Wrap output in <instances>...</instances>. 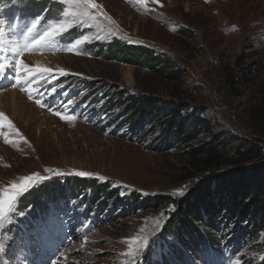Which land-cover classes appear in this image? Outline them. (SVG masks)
Masks as SVG:
<instances>
[{
    "label": "rangeland",
    "instance_id": "rangeland-1",
    "mask_svg": "<svg viewBox=\"0 0 264 264\" xmlns=\"http://www.w3.org/2000/svg\"><path fill=\"white\" fill-rule=\"evenodd\" d=\"M95 2L100 9L81 18L83 0H0V62L6 64L0 112L11 121L0 117V190L31 174L50 177L20 196L0 227V264H264V230L252 235L250 221L223 208L213 220L202 213L193 221L204 231L195 247L168 227L176 210L171 200L202 182L230 172L264 175V128L256 120L264 111V0ZM62 22L73 27L33 45ZM113 41L164 54L177 79L99 51ZM32 56H45L47 65ZM17 58L32 70L19 84ZM60 68L68 74L59 75ZM115 94L189 103L203 131L194 141L158 149L162 120L139 135L141 127L125 115L131 101L105 107ZM206 142L223 155L218 166L190 153ZM245 147L259 155L239 161L234 153ZM57 170L64 174L54 175ZM71 178L88 186L74 189ZM145 238L140 253L125 255Z\"/></svg>",
    "mask_w": 264,
    "mask_h": 264
},
{
    "label": "trees",
    "instance_id": "trees-1",
    "mask_svg": "<svg viewBox=\"0 0 264 264\" xmlns=\"http://www.w3.org/2000/svg\"><path fill=\"white\" fill-rule=\"evenodd\" d=\"M98 49L112 58L145 66L156 73H166V77L170 80H176L178 77V73L173 68V62L170 59L164 54L156 53L144 46L120 44L113 41L106 46L99 45ZM124 95L126 94L112 95L108 98L105 107L111 108L114 105H122L124 101H131V105L125 108V115H127L128 124H132L137 129L141 127L139 135L147 133L148 126L153 122L162 120L161 134L158 139L159 144L156 146L158 149L194 141L203 131L202 126L204 127V125L198 122L194 114H189L191 108L189 103L180 101L163 102L160 98L147 96L136 99ZM128 112H131V114ZM256 120L264 128V111L261 116L258 114ZM190 153L198 158L199 163L208 167L218 166L223 160V155L218 153L214 145L207 142L191 149ZM234 155L239 161H245L257 157L259 153L257 150L246 149L245 147V149L234 153ZM259 177L253 174L235 175L230 172L227 175L219 174L191 188L185 197L171 200L176 210L171 216L172 226L169 224V229L175 230L178 237L181 233L182 238L180 239L188 247H195L196 243L194 241L199 244L202 241L201 237L204 231L200 232L193 225V221H201L202 213H206V221L213 220L221 213L220 208H223L239 221L242 219L250 221L252 235L264 230V175L260 177L262 178L261 181ZM88 183V180L83 178H71V184L75 185L74 189L80 188V185L88 186ZM92 183V189L95 190L97 186L94 182ZM48 184H51V182H46L39 188L46 187ZM39 188L37 191L40 190ZM100 189L102 188L99 187ZM154 201H158V199L155 197ZM206 221L205 223H207ZM205 234L207 235V233ZM207 239L213 241L211 236H207Z\"/></svg>",
    "mask_w": 264,
    "mask_h": 264
},
{
    "label": "snow or ice",
    "instance_id": "snow-or-ice-1",
    "mask_svg": "<svg viewBox=\"0 0 264 264\" xmlns=\"http://www.w3.org/2000/svg\"><path fill=\"white\" fill-rule=\"evenodd\" d=\"M83 5L85 7V11L80 14L81 18H87L89 16L88 9L92 10H99L100 5L95 2V0H83ZM101 14H103L101 12ZM36 27L35 24L32 25V28H29L28 31L31 32ZM73 27L72 23H59L54 24L53 26L49 27L46 31L43 32L42 35L38 37V39L33 41L34 46H39L45 43H50L52 40H54L56 37L61 36L65 32H67L69 29ZM86 40H88V37H83L81 39L75 40L73 44H71L68 48V51H75L77 47L81 44H83ZM0 51H3L2 48H0ZM15 51V49H14ZM16 66V83H21V77L22 73L27 72L29 75L32 74V70L24 63L22 59L17 58L15 61ZM6 67V64L3 62H0V70H3ZM43 72H52V69L44 68L42 69ZM59 75H67L68 73L65 71V69L60 68L55 70ZM15 87V85H13ZM55 91V90H53ZM31 97V94L29 96ZM37 104H41L42 102L40 100L36 101ZM72 101H68V104H71ZM57 115L60 116L61 119L69 120L74 119L72 116H66L61 114L60 112H56ZM0 117H3V119L7 122L9 126H11V121L8 120L7 116L4 115V113L0 112ZM17 135H19V132L17 130ZM21 140L24 138L21 136ZM5 142H10L7 139ZM74 174L79 176H92V173L80 171V170H73ZM64 173H61L59 170L54 172V175H63ZM50 177H40L38 174H31L25 177L20 178L19 183H12L10 187H5L3 190H0V227H3L4 222L6 219H9L12 214L15 212L16 203L18 202V199L20 196H22L25 192L29 191L30 188H32L35 184L40 183L42 180L49 179ZM99 179L103 180L104 177H98ZM180 195H183L182 190H178ZM23 215V213H21ZM148 246V240L145 238L144 244L142 247H137L135 250H130L129 252H126L125 255H132L133 258L136 254L140 253L144 247ZM4 249V243L3 241H0V251H3Z\"/></svg>",
    "mask_w": 264,
    "mask_h": 264
},
{
    "label": "bare ground",
    "instance_id": "bare-ground-1",
    "mask_svg": "<svg viewBox=\"0 0 264 264\" xmlns=\"http://www.w3.org/2000/svg\"><path fill=\"white\" fill-rule=\"evenodd\" d=\"M32 60H34V62L37 64H41L42 66L47 65L45 56H32ZM6 98H8V100L11 101L12 103H14L16 100L14 93L10 92V91H9L8 95L6 96ZM1 104L2 105L4 104V96H0V105Z\"/></svg>",
    "mask_w": 264,
    "mask_h": 264
}]
</instances>
